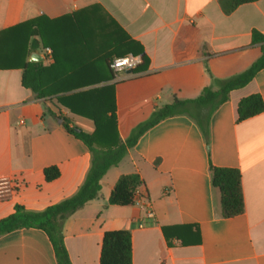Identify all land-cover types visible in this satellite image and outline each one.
<instances>
[{
	"label": "crops",
	"instance_id": "0c3cea01",
	"mask_svg": "<svg viewBox=\"0 0 264 264\" xmlns=\"http://www.w3.org/2000/svg\"><path fill=\"white\" fill-rule=\"evenodd\" d=\"M96 5L141 44L147 57L144 71H121L97 85L115 87L123 142L156 110L177 99H195L205 87L217 90L213 80L237 76L261 56L251 33L264 34V0L243 4L229 15L220 0H0V32L39 17L60 20ZM47 49L31 50L26 61L37 51L46 57L41 63L51 65ZM5 51L0 47V64L8 62ZM22 76V69H0V220L16 205L42 211L71 197L91 166L89 148L45 112L43 101L22 85ZM253 94L264 101V69L212 114L208 144L185 114L168 117L141 135L105 174L99 196L65 221L71 263L100 264L105 233L129 229L133 264H264V112L238 120L239 102ZM46 105L73 126L94 131L93 121L71 114L56 97ZM211 166L241 172L242 214L223 217ZM50 167L60 175L47 182L44 171ZM133 173L145 181L146 200L111 205L120 176ZM146 204L154 218L146 216ZM0 264L58 263L47 233L23 228L0 236Z\"/></svg>",
	"mask_w": 264,
	"mask_h": 264
},
{
	"label": "trees",
	"instance_id": "16d2710c",
	"mask_svg": "<svg viewBox=\"0 0 264 264\" xmlns=\"http://www.w3.org/2000/svg\"><path fill=\"white\" fill-rule=\"evenodd\" d=\"M256 1L220 0V4L224 13L229 15L237 7ZM58 22L68 24L60 28ZM251 43L260 47L261 56L249 69L228 79L215 80L217 90L205 87L195 99H177L156 110L123 142L117 129L115 87L97 85L114 80L116 74L110 68L114 58L129 54L140 56L141 62L133 70L138 72L145 70L147 57L141 44L132 39L101 6H92L60 20L35 18L0 32V47H5L8 55V62L0 64V69H22V85L32 90L45 104V112L56 117L69 133L83 141L92 155L86 178L74 195L42 211L27 210L24 206L16 205L12 214L0 220V236L23 228L41 229L47 233L53 245L57 263L72 264L63 234L65 221L99 196L101 180L109 169L121 163L141 135L160 121L176 115H188L199 126L208 144L212 114L229 100L233 90L245 87L264 69V34L253 29ZM40 46L51 49V65L26 61L28 53ZM101 69L106 71L104 75ZM49 97H56L71 114L93 121L94 131L89 133L73 126L70 118L53 112L46 105ZM263 112V98L260 94H253L239 102L238 120L244 121ZM210 170L212 185L221 193L223 217L242 214L245 200L241 172L214 166ZM44 175L46 181L51 182L60 173L56 167H50L45 169ZM144 186L145 181L138 173L122 175L111 193L109 203L121 207L132 205L136 190ZM166 229L163 228V231L168 240ZM100 264H133L132 233L129 229L105 233Z\"/></svg>",
	"mask_w": 264,
	"mask_h": 264
},
{
	"label": "built area",
	"instance_id": "2783aa9c",
	"mask_svg": "<svg viewBox=\"0 0 264 264\" xmlns=\"http://www.w3.org/2000/svg\"><path fill=\"white\" fill-rule=\"evenodd\" d=\"M48 54H51V50L47 49ZM141 62L140 56H134L132 54L126 55L124 57H116L110 62V68L117 75L121 71H133ZM142 200H146L142 189L138 188L134 194V201L140 202ZM146 216L148 218H154L155 213L150 204H146L145 206ZM140 227H143L144 224L140 223Z\"/></svg>",
	"mask_w": 264,
	"mask_h": 264
},
{
	"label": "water",
	"instance_id": "95a60500",
	"mask_svg": "<svg viewBox=\"0 0 264 264\" xmlns=\"http://www.w3.org/2000/svg\"><path fill=\"white\" fill-rule=\"evenodd\" d=\"M46 61V57L42 54H40L39 52L37 51H33L29 57V62H38V63H41V62H44Z\"/></svg>",
	"mask_w": 264,
	"mask_h": 264
},
{
	"label": "rangeland",
	"instance_id": "374dc122",
	"mask_svg": "<svg viewBox=\"0 0 264 264\" xmlns=\"http://www.w3.org/2000/svg\"><path fill=\"white\" fill-rule=\"evenodd\" d=\"M250 55H253L252 53H250ZM212 85H213V87H218V85H217V83H216V81L215 80H213V82H212Z\"/></svg>",
	"mask_w": 264,
	"mask_h": 264
}]
</instances>
